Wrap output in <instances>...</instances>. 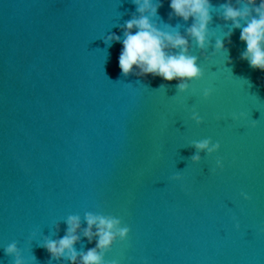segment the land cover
<instances>
[{
    "label": "water",
    "instance_id": "1",
    "mask_svg": "<svg viewBox=\"0 0 264 264\" xmlns=\"http://www.w3.org/2000/svg\"><path fill=\"white\" fill-rule=\"evenodd\" d=\"M154 2L153 22L185 35L192 20ZM133 14L132 0H0V264H12L3 248L13 241L27 264H71L49 262L41 245L63 238L69 215L86 228L85 212L130 228L106 264H264V71L241 59L240 30L229 43L213 10L209 47L191 48L204 76L187 93L178 80L123 77L122 39L104 38H123ZM204 138L220 151L194 165L189 144ZM95 244L81 237L75 247Z\"/></svg>",
    "mask_w": 264,
    "mask_h": 264
},
{
    "label": "clouds",
    "instance_id": "2",
    "mask_svg": "<svg viewBox=\"0 0 264 264\" xmlns=\"http://www.w3.org/2000/svg\"><path fill=\"white\" fill-rule=\"evenodd\" d=\"M132 3L135 5L136 14L121 27L123 38L115 34L104 38V43L108 47H111L113 42H121L122 39L119 68L123 77L152 75L167 82L178 80L177 94L187 93L190 84L204 76L198 65V57L191 53V48L194 44L197 49L204 52L209 47L211 35L209 25L212 22L213 10H217V14L229 26L225 36L229 38V43L233 31L240 30V41L246 44L241 59L247 61L252 69L264 71V0H259L258 6L257 0H226L218 7H214L210 0H170L169 19L176 17L185 23L192 20L185 35H181L179 24L175 27L165 24L166 28L161 29L153 22L158 17V9L162 7L160 3L154 0H132ZM215 52H226L228 57V49L225 48L223 40H216ZM204 59L208 58L205 56ZM247 83L250 84L249 81ZM160 88L165 89V86L161 85ZM211 95V88L203 90L204 100H208ZM231 118L233 121L240 120L244 118V113L233 114ZM191 120L197 126L204 122L195 108L192 109ZM189 146L195 149V153L190 157L194 165L201 163V153L212 157L221 148L220 142H213L211 138L192 141ZM215 164L213 174L216 169L223 171L224 164L221 158L218 157ZM171 180L182 182L183 176L176 174ZM241 196L246 201L251 199L244 192ZM83 220L86 222V228L81 227L79 214L69 215L63 220L67 226L63 238L45 239L41 247L49 253V262L64 260L70 261L71 264H77V261L79 264H106V254L117 242L126 241L130 233V228L122 225L121 219L115 216L85 212ZM81 237L89 244L95 240V247L87 251H77L75 246ZM3 250L5 255L11 258L12 264H27L16 241L7 244ZM111 264L117 262L112 261Z\"/></svg>",
    "mask_w": 264,
    "mask_h": 264
}]
</instances>
